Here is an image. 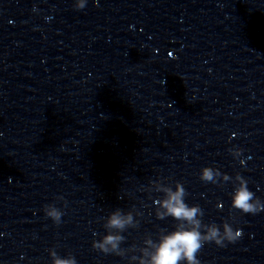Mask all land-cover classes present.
<instances>
[{
    "label": "clouds",
    "instance_id": "9594fccd",
    "mask_svg": "<svg viewBox=\"0 0 264 264\" xmlns=\"http://www.w3.org/2000/svg\"><path fill=\"white\" fill-rule=\"evenodd\" d=\"M87 0H74L75 10H83ZM35 10V9H34ZM3 135V133H0ZM234 158L241 156L242 150L238 147L229 149ZM241 165L245 163L240 160ZM199 178L204 183L220 184L221 186L231 181L233 191L231 193V209L242 214L256 215L264 212V200H261L248 187L246 180L240 173L231 177L222 173L218 168L204 167L200 171ZM148 192L162 193L163 196L155 200V217L158 220L171 218L175 221L173 230L160 229L156 239L148 234L143 239V246L132 244L128 248L122 247L126 237L123 235L128 229L139 227L140 221L136 219L142 213L135 208L124 211L116 208L104 218L103 227L105 234L99 239L92 241L93 250L105 254L127 257L129 264H201L198 254L206 244H215L218 247H226L235 244L242 238V229L234 228L235 217H230L232 223L224 220L221 224L205 223L203 217L204 209L199 204L189 205L186 203L188 192L184 184L175 182L174 189L162 181H153L146 189ZM57 200L67 201L59 196ZM45 216L59 226L62 223L64 212L55 204H46L43 207ZM94 236L98 235L93 233ZM52 264H78L72 253L61 257L56 248L48 249ZM136 253H139L137 255Z\"/></svg>",
    "mask_w": 264,
    "mask_h": 264
}]
</instances>
